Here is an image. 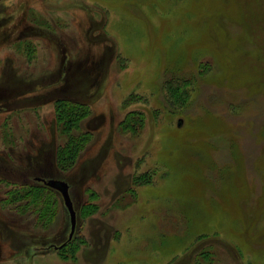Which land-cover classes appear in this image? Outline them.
Wrapping results in <instances>:
<instances>
[{
    "label": "rangeland",
    "instance_id": "1",
    "mask_svg": "<svg viewBox=\"0 0 264 264\" xmlns=\"http://www.w3.org/2000/svg\"><path fill=\"white\" fill-rule=\"evenodd\" d=\"M0 264H264V0H0Z\"/></svg>",
    "mask_w": 264,
    "mask_h": 264
},
{
    "label": "water",
    "instance_id": "2",
    "mask_svg": "<svg viewBox=\"0 0 264 264\" xmlns=\"http://www.w3.org/2000/svg\"><path fill=\"white\" fill-rule=\"evenodd\" d=\"M179 125H180V122L178 123V126ZM37 180L42 181L44 185L50 188L56 189L61 194L63 202L68 210L69 217H70V231H69L67 241L70 240L72 238V235L74 233L75 226H76V212L74 210L73 202L70 197L68 183L64 180L53 179V178H50V179L37 178Z\"/></svg>",
    "mask_w": 264,
    "mask_h": 264
},
{
    "label": "flooded vegetation",
    "instance_id": "3",
    "mask_svg": "<svg viewBox=\"0 0 264 264\" xmlns=\"http://www.w3.org/2000/svg\"><path fill=\"white\" fill-rule=\"evenodd\" d=\"M37 178L44 179V178H42V177H35L36 180H37ZM53 179H57V178H53ZM37 181H40V180H37ZM40 182H42V181H40ZM42 183H43V182H42ZM43 184H44V183H43ZM68 185H69V184H68ZM45 187H47V188H49V189H53V188H50V187H48V186H46V185H45ZM53 190H55L56 192H58L56 189H53ZM58 193H59V192H58ZM60 195H61V194H60ZM73 234H74V233H73ZM68 235H69V234H68ZM72 237H73V235H72ZM67 239H68V236H67V238H66L63 242H61V244L70 241L72 238H71L70 240H68V241H67ZM61 244H60V245H61ZM60 245H59V246H60ZM57 247H58V246H57ZM55 248H56V247H55Z\"/></svg>",
    "mask_w": 264,
    "mask_h": 264
},
{
    "label": "trees",
    "instance_id": "4",
    "mask_svg": "<svg viewBox=\"0 0 264 264\" xmlns=\"http://www.w3.org/2000/svg\"><path fill=\"white\" fill-rule=\"evenodd\" d=\"M68 242H69V241H68ZM68 242H66L65 244H61L60 246L56 247V249H60V248L64 247L65 245L68 244ZM68 252H69L70 255H71L70 258L74 260V257H73V255L71 254V251H68ZM73 252H74V251H73Z\"/></svg>",
    "mask_w": 264,
    "mask_h": 264
}]
</instances>
